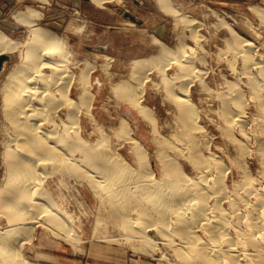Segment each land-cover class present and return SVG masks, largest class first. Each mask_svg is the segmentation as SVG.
I'll list each match as a JSON object with an SVG mask.
<instances>
[{"label":"bare ground","instance_id":"6f19581e","mask_svg":"<svg viewBox=\"0 0 264 264\" xmlns=\"http://www.w3.org/2000/svg\"><path fill=\"white\" fill-rule=\"evenodd\" d=\"M91 1L100 5L105 0ZM155 1L162 10L176 11L177 6L172 8L169 0ZM258 8L257 14L262 17ZM39 17L40 13L33 7L13 14L15 21L29 27V37L24 42L0 30V54L23 50L21 60L0 87L4 169L0 178V216L7 219L6 226L0 228V264H35L21 255V239L18 242L20 236L27 239L33 236L35 224L48 227L67 239L72 236L70 222L58 211L46 178L86 183L111 217L120 219L125 237L140 240L141 245L149 244L143 249L144 253L151 254L155 246L148 234L155 229L178 259L171 264H264V185L258 187L257 179L254 182L245 166V156L250 153L247 144L230 138L237 148V157L232 160L236 162L240 178L232 179L231 185H227L231 171L222 159L213 153H202L207 143L201 142L203 129L193 104L188 102L185 85L176 91L179 96H172L181 116L180 131L173 138L159 135L153 108L143 102V84L152 67L160 65L162 71L172 62L186 75H191L197 71L193 59L196 50L192 47L172 50L161 46L160 55L156 57L133 59L131 79L111 86L115 97L150 124L155 157L160 165L157 176L147 148L130 135L131 127L125 118L117 121L115 132L121 137L119 141L127 142L136 166L128 164L116 148L111 147V141L101 128L99 132L97 129L100 135L96 139L91 140L83 133L86 122L95 124L97 120L90 111L93 106L90 102L94 99L90 72L94 66L84 63L75 76L70 64L76 66L79 60L72 63L73 52L64 37L40 26ZM246 49L243 48L245 53ZM243 56L248 60V55ZM108 65L105 59L101 65L104 73H108ZM248 68L246 66V70ZM259 77L257 81H248L257 95L259 86H264V75ZM74 80V88L79 90L76 96L72 93ZM164 80L166 84L174 81ZM235 94L233 108L228 106L230 99L223 101L222 118L227 137L232 134L229 132L234 125L240 123L241 132L245 125L241 109L245 101L241 103V96ZM258 105L257 118L264 128V106L262 102ZM258 156L264 167V147L258 148ZM182 158L191 164L192 173L185 171Z\"/></svg>","mask_w":264,"mask_h":264},{"label":"rangeland","instance_id":"374dc122","mask_svg":"<svg viewBox=\"0 0 264 264\" xmlns=\"http://www.w3.org/2000/svg\"><path fill=\"white\" fill-rule=\"evenodd\" d=\"M0 2V30L16 41H26L29 37V27L13 18V14L25 6L13 8L7 6V0ZM169 3L173 5L172 8L177 6L176 11L162 10L155 0H105L100 5L93 4L91 0H79L77 3L79 8L76 10L62 9V23L59 29L50 27L48 21L40 23L37 20L40 26L64 37L69 50L73 52L72 63L74 60H79L76 66L70 64L75 76L84 63H92L94 66L90 72L91 91L94 93V99L90 102L93 105L90 106V111L97 120L95 119L96 122L91 123L92 125L86 122L83 133L85 135L87 133L91 140L96 139L100 135L98 132L101 128L111 141V147L116 148L115 151L119 152L128 164L136 166L137 162L127 142L119 141L121 137L115 132L117 121L121 117L125 118L131 127L130 135L145 145L149 152L151 167L159 176L160 165L155 157V143L150 124L139 117L126 103L115 97L111 86L113 83L131 79L130 65L133 59L156 57L160 55L161 46L172 50L192 47L196 50V57L194 56L193 59L196 67L194 69L197 71L194 70L191 75H186L172 62L165 65L162 71L159 70L160 65H158L149 70L147 80L143 84V102L153 108L158 133L164 138H173L174 134L179 133L181 116L172 96L174 94L179 96L176 91L180 86L185 85L187 98L190 100L188 102L193 104L197 121L203 129L201 142L207 143V148H203L202 153L205 155L213 153L222 159L231 171L226 181L227 185H231L232 179L234 181L240 177L236 173V162L233 161L237 157V148L230 138L242 140L250 150L245 156V166L247 165L246 168L248 172L250 171V177L254 178V182L257 179L255 183L258 187H262L264 167L258 156V148L264 147V128L259 124L257 117L260 114L259 102L264 106V86L262 88L259 86L257 91L259 95H257L256 91L250 88L249 83L252 79L257 81L260 75H264V0H169ZM37 4L34 0H25L23 5L36 8ZM52 7L56 6L52 5ZM257 8L263 13L262 17L257 14ZM53 12L52 10V14ZM156 41H160L161 44ZM246 41L249 44L245 46L243 43ZM100 46L103 48H98ZM246 47L245 53L243 48ZM5 54L9 57L3 62L0 70V87L7 74L21 60L23 50L19 48ZM244 54L248 55V60H245ZM105 59L109 63L108 73H104L101 69ZM246 66L249 67L247 70ZM248 71L250 72L247 74ZM170 77H173L174 81L168 82V85L164 78L170 81L172 80H169ZM72 86V93L76 96L75 92L79 90L74 88L75 80ZM233 92L237 93L236 96H241L243 101L241 103L245 101L241 108L244 112L242 114L245 125L243 135L240 131L242 125L239 123L240 125L236 124L232 127L229 132L232 134L227 137L223 127V101L230 99L231 103H228V106L233 108L234 98L237 99L233 96ZM241 94H244V97ZM1 101L0 93V108ZM1 122L0 109V124ZM1 137L2 135L0 139ZM1 151L0 142V178L2 179L4 169L1 163ZM182 162L185 171L188 174L192 173L191 164L183 158ZM46 179L58 211L65 214L70 222L72 236L65 239L62 235H57L54 230L35 224L33 236L29 239L18 237V242L20 239L22 241L21 255L26 259L35 264H171L178 260L172 248L164 242L155 229L148 232L155 246L151 254L144 253L143 249L149 244L141 245L140 240L125 237L120 219L111 217L109 210L105 208L106 206H101L99 198L86 183ZM6 222V217L1 214L0 228H4ZM95 227H98L97 230ZM136 248L139 249L135 250Z\"/></svg>","mask_w":264,"mask_h":264},{"label":"crops","instance_id":"0c3cea01","mask_svg":"<svg viewBox=\"0 0 264 264\" xmlns=\"http://www.w3.org/2000/svg\"><path fill=\"white\" fill-rule=\"evenodd\" d=\"M38 4L35 8L40 13V18L38 19L41 22L48 21L50 27L56 29H59L62 23V9L63 8H71L73 10H76L79 8V5L77 4L79 0H34ZM25 0H7V6H12L15 8L16 6H25L23 9L27 7H32L29 5H23ZM1 3V2H0ZM54 3V4H52ZM52 5H55L56 7L53 8ZM1 7V4H0ZM34 8V7H33ZM22 10V9H21ZM52 10L54 11L52 14ZM49 17V18H48Z\"/></svg>","mask_w":264,"mask_h":264},{"label":"water","instance_id":"95a60500","mask_svg":"<svg viewBox=\"0 0 264 264\" xmlns=\"http://www.w3.org/2000/svg\"><path fill=\"white\" fill-rule=\"evenodd\" d=\"M98 48H103L102 46H100V47H98ZM8 55H6V54H0V70L2 69V67H3V62L5 61V60H7L8 59Z\"/></svg>","mask_w":264,"mask_h":264}]
</instances>
